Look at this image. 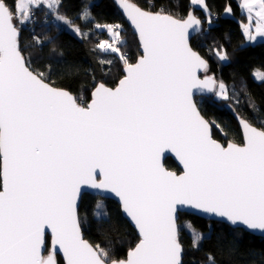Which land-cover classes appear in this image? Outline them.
I'll list each match as a JSON object with an SVG mask.
<instances>
[{
    "label": "snow or ice",
    "instance_id": "1",
    "mask_svg": "<svg viewBox=\"0 0 264 264\" xmlns=\"http://www.w3.org/2000/svg\"><path fill=\"white\" fill-rule=\"evenodd\" d=\"M120 3L142 54L131 62L121 51V25L96 24L110 34L96 50L115 54L123 74L114 86L93 76L91 101L82 106L56 86L52 64L40 70L24 54L55 43L34 30L33 44L23 41L24 26L34 23V8L41 5L87 38L61 14V0H0V264H57V251L66 264H182L177 219L185 208L264 231V119L256 126L237 113L242 144L214 138L215 122L201 114L196 94L236 104L239 99L235 86L211 74L209 61L190 42L204 21L192 13L183 19L162 7ZM190 3L208 10L207 0ZM241 7L247 41L264 39V0H242ZM225 12L232 13L231 6ZM206 22L212 23L210 12ZM211 51L229 60L222 47ZM255 76L264 81V72ZM249 106L259 111L251 100ZM169 150L182 162V174L162 165ZM85 186L115 194L136 227L138 241L126 256L119 257L110 241L84 238L77 202ZM94 216L99 222L109 213L98 202ZM184 227L198 248L204 234ZM46 229L52 248L44 255ZM208 259L215 264L211 254Z\"/></svg>",
    "mask_w": 264,
    "mask_h": 264
},
{
    "label": "trees",
    "instance_id": "2",
    "mask_svg": "<svg viewBox=\"0 0 264 264\" xmlns=\"http://www.w3.org/2000/svg\"><path fill=\"white\" fill-rule=\"evenodd\" d=\"M131 1L148 10H159L162 7L177 18H185L193 10L204 21V30L192 38L191 44L209 61L212 74L222 79L230 88L235 86L239 104L234 101H220L212 96L196 99L203 115L215 122L213 135L216 139L223 143H242L243 136L235 114L238 113L256 126H259L260 119H264V81L255 77L257 70L264 72V41L243 45L246 37L241 25L247 23V17L242 11L241 1L207 0L208 10L191 4L190 0ZM61 3V14L83 29L90 30L91 34L82 39L71 31L58 30L51 23L34 24L31 29L26 25L22 32L26 45L33 44V30L41 37L50 35L55 43L45 42L43 47H29L24 54L31 58L33 67L40 70H43L45 65L52 64L56 74L51 78L56 86L70 90L80 104L87 105L91 100L93 76L97 80L103 77L109 86H114L122 77L124 67L115 54L96 50V45L109 39L110 35L95 25L117 23L122 26L121 34L125 43L121 51L131 62H135L141 55L140 44L115 0H61ZM228 6H231L232 13L225 15ZM37 11L42 13L41 9ZM85 11L89 13L87 18L82 16ZM209 12L212 25L206 22ZM221 47L227 51L228 61L218 60L211 51ZM102 59H110L113 63L101 65L99 61ZM249 100L256 104L258 112H253ZM229 103L231 108L227 106ZM166 165L171 169H179L178 163L171 157L166 160ZM101 201L109 213V218L98 222L94 212L97 203ZM79 215L85 237L91 243L110 241L121 258L126 256L127 250L138 241L136 230L124 217L119 203L115 200L86 193L81 200ZM187 215L190 214L181 213L180 218ZM207 221L210 233L204 236L198 248L193 247L190 230L179 227V238L184 247L183 264H212L208 259L209 254L215 258V264H264V237L256 236L242 228H233L224 222ZM49 249L50 236H47V252ZM57 258L58 264H65L59 255Z\"/></svg>",
    "mask_w": 264,
    "mask_h": 264
},
{
    "label": "water",
    "instance_id": "3",
    "mask_svg": "<svg viewBox=\"0 0 264 264\" xmlns=\"http://www.w3.org/2000/svg\"><path fill=\"white\" fill-rule=\"evenodd\" d=\"M129 2H130V3H135V2H133V1H131V0H129ZM115 3H116V5H117L118 9L120 10V12L122 13V15L124 16V18L126 19L128 25L131 27L132 31L137 35L134 26L131 24V22L129 21V19H128L127 16H126V13H125V11H124V9H123L121 3H120V0H115ZM137 5H138V4H137ZM138 6H139V5H138ZM140 7H141V6H140ZM190 13H192V14L195 15L198 19H200L201 21H203L200 17H198V16L194 13L193 10L190 11ZM187 17H188V15H187L185 18H183V19H186ZM203 30H204V24L202 25L201 30H200L198 33H193V34H192V36H191V38H190V42L192 41V38H193V37H195L196 35L202 33ZM137 38H138V35H137ZM138 41H139V39H138ZM139 44H140V43H139ZM140 50H141V54H142V49H141V47H140ZM194 50H195V49H194ZM205 59H206V58H205ZM211 74H212V73H211ZM201 78H203V73H201ZM67 90H68V89H67ZM68 91H70V90H68ZM70 92H71V91H70ZM71 93H72L74 96H76L73 92H71ZM197 97H211V95H210V94H209V95H200V94H196L195 98H197ZM90 101H91V100H90ZM90 101H89V103H90ZM77 102H78V101H77ZM78 103H79V102H78ZM89 103H88V104H89ZM79 104H80V103H79ZM88 104H87V105H88ZM81 105H82V106H87V105H83V104H81ZM198 107H199V105H198ZM200 111H201V109H200ZM201 114L203 115L202 112H201ZM203 116H204V115H203ZM239 116H240V115H239ZM204 118L207 119L205 116H204ZM235 118H236V120H237V122H238V124H239V121H238V118H237V113L235 114ZM207 120H208L209 122H211L209 119H207ZM239 127H240V129H241L242 136H243L242 127H241L240 124H239ZM213 136H214V135H213ZM214 138H215V137H214ZM215 139H216V138H215ZM216 140H218V139H216ZM218 141H219L220 143H222V144L227 145V143H223V142L220 141V140H218ZM228 143H229V142H228ZM232 143H236V142H232ZM242 143H243V142H242ZM242 143H238V144H242ZM169 157H171L172 159H174V160L178 163V166H179V169H178V170L171 169V168H169V167L166 165V160H167ZM161 163H162V165L164 166V168H165L166 170H168V171L175 172V173H177L178 175L183 173V164H182V162H181L180 159L175 155V153L171 152L170 150H169V151H165V153L163 154V157H162V159H161ZM86 193L91 194V195H95V196H100V197H102V198H106V199H112V200H115L116 202H118L119 205H120V207H121V211H122L124 217H125L130 223H131V225L134 227V229L136 230V232H137V234H138V231H137L136 227L134 226L133 222H132V221L130 220V218H129V217L123 212V210H122V206H121V202H120L119 198L116 197L115 194H113V193L105 192V191H100V190H96V189H92V188L87 187V186L83 187V188H82L81 198H80V199L78 200V202H77V211H78V214H79V208H80V205H81L82 197H83V195L86 194ZM181 213L193 214V215H196V216H198V217L204 218V219L209 220V221H220V222H224V223L230 225V226L233 227V228H242V229H244V230H246V231H248V232H250V233H252V234H254V235H256V236L264 237V231H260V230H249V229H247L245 226H235V225H232V224H231L229 221H227L225 218H220V217H217V216H211V215H209V214L202 213V212H200L199 210H195V209H192V208H185V209H183V210H181V211L178 212V219H177L178 230H179V219H180V214H181ZM79 217H80V215H79ZM82 233H83L84 238H85L86 240H88V239L85 237V234H84V232H83V229H82ZM47 236H50V249L48 250V251H50L51 248H52V235H51V230H50V229H46V234H45V248H46V251L44 252V255H47V254H48V252H47ZM88 241H89V240H88ZM89 242H90V241H89ZM90 243H91V242H90ZM181 244H182V243H181ZM182 246H183V245H182ZM183 254H184V247H183V253H182V264H183ZM58 255L63 259V261H64L65 264H66V260H65V258H64V256H63L62 251H57V254H56L57 264H58V258H57Z\"/></svg>",
    "mask_w": 264,
    "mask_h": 264
},
{
    "label": "rangeland",
    "instance_id": "4",
    "mask_svg": "<svg viewBox=\"0 0 264 264\" xmlns=\"http://www.w3.org/2000/svg\"><path fill=\"white\" fill-rule=\"evenodd\" d=\"M18 1V0H17ZM17 3V2H16ZM197 6V5H195ZM198 7H201V6H198ZM202 8V7H201ZM42 10V13L41 12H38L37 10ZM242 11L245 13V11L242 9ZM86 12V11H85ZM231 14V13H230ZM230 14H227L225 12V15H230ZM34 22L36 24H41V25H46V24H49L51 23V25L53 24L54 26L57 27L58 30H68V31H71L73 32L74 34H76L69 26L67 25H64L62 22L60 21H57L54 17V15L52 14V12L47 8V7H43V8H34ZM47 22V23H46ZM45 23V24H44ZM77 26H79L82 31L86 34V36L90 35L91 31L88 30V29H83L80 25H78L77 23H75ZM213 24V21L210 25ZM102 30H105L107 32L106 29H102ZM108 33V32H107ZM109 34V33H108ZM77 35V34H76ZM110 35V34H109ZM78 36V35H77ZM80 37V36H79ZM259 41H264V39H260L258 38L256 41L254 42H249L247 41V39H245V42L243 43V45H248V44H255ZM257 71H260V70H257ZM256 71V72H257ZM255 72V73H256ZM262 72V71H261ZM256 77V76H255ZM259 80V79H258ZM199 98V97H197ZM201 100V98H200ZM227 106L229 108H231V104H227ZM100 203L103 204V202L101 201ZM202 219V220H201ZM205 220V221H204ZM187 224H191V225H194L196 227V229L200 232H202L204 234V236H206L207 234H209V223L206 219H203V218H200L196 215H193V214H190V215H187L183 218H180L179 219V227H184L185 225ZM187 228V227H186Z\"/></svg>",
    "mask_w": 264,
    "mask_h": 264
},
{
    "label": "built area",
    "instance_id": "5",
    "mask_svg": "<svg viewBox=\"0 0 264 264\" xmlns=\"http://www.w3.org/2000/svg\"><path fill=\"white\" fill-rule=\"evenodd\" d=\"M34 20V19H33ZM47 23V22H46ZM34 24H36L35 22L34 23H30L29 25H27L28 26V28L29 29H31L32 28V25H34ZM45 24V23H44ZM115 24H117V23H115ZM126 56V55H125Z\"/></svg>",
    "mask_w": 264,
    "mask_h": 264
},
{
    "label": "crops",
    "instance_id": "6",
    "mask_svg": "<svg viewBox=\"0 0 264 264\" xmlns=\"http://www.w3.org/2000/svg\"><path fill=\"white\" fill-rule=\"evenodd\" d=\"M241 1V4H242V0H240ZM20 3V0H18L17 1V4H19ZM43 7H47V5L45 4V5H41L39 8H43Z\"/></svg>",
    "mask_w": 264,
    "mask_h": 264
}]
</instances>
